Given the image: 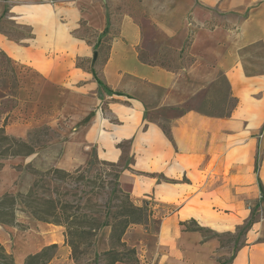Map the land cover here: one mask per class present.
Instances as JSON below:
<instances>
[{
  "label": "crops",
  "instance_id": "1",
  "mask_svg": "<svg viewBox=\"0 0 264 264\" xmlns=\"http://www.w3.org/2000/svg\"><path fill=\"white\" fill-rule=\"evenodd\" d=\"M120 2L117 18L108 10L116 0H0V19L32 34L20 44L0 33V52L22 78L17 108L26 109L11 134L22 138L33 127H56L62 144L53 166L59 170L82 168L90 158L116 165L132 203L153 210L148 224L133 225L122 237L135 250L136 264H264V223L235 246L223 242L235 235V217L223 218L235 222L231 230L217 232L194 217L182 219L189 207L159 213L208 196V176L196 184L189 176L197 180L210 156L224 153L226 128L239 135L241 125L253 131L264 124V0ZM107 43L102 91L94 79L102 53L94 47ZM258 48L260 70L250 72L244 58ZM166 49L173 60L167 65L144 60L164 59ZM82 61L90 67L77 65ZM218 76L226 86L220 99L231 101L227 115L200 109ZM142 85L160 95L147 103ZM252 181L250 167L228 180L254 189ZM191 221L200 227H189ZM25 225L0 227V244L13 264L51 246L64 253L47 264H72L60 225L30 219Z\"/></svg>",
  "mask_w": 264,
  "mask_h": 264
},
{
  "label": "rangeland",
  "instance_id": "2",
  "mask_svg": "<svg viewBox=\"0 0 264 264\" xmlns=\"http://www.w3.org/2000/svg\"><path fill=\"white\" fill-rule=\"evenodd\" d=\"M123 5L120 0H116V5L110 6L108 10L111 14L115 12L114 15L118 18ZM116 16L113 18L116 19ZM0 33L11 40L21 42L20 44L32 38L28 27L14 24L6 18L0 19ZM108 47V43L102 46V60L95 69L96 73H94V79L102 91H105L106 88L101 81L100 66ZM163 51L162 57L164 59L148 60L142 58L150 63L167 65L172 60L171 52L167 49ZM259 57H261L260 48L246 55L244 61L246 60L248 71L260 70ZM82 62H78L77 65L86 69L90 67L89 61ZM21 83L22 78L12 67L10 59L0 52V198L8 194L14 196L17 201L11 211L8 208L9 199L0 200V205L2 204L0 211L3 208L8 211L7 214L0 215V219L6 222H0V227H14L18 230H24L26 228L25 223L29 219L36 220L34 215L39 219L59 223L63 222L66 217L69 220L74 219L78 213L82 212L92 214L94 218L100 221L107 215L106 219L114 223L113 218L124 212L123 207L127 203L125 194L118 191L119 187L115 175L119 169L116 165L110 166L102 160L90 158L88 164L82 168L72 171L59 170L53 166L62 144L56 127L50 125L33 127L26 134L24 133L25 136L22 138L16 134H11V127L13 125L18 127L22 122L20 120L26 113L25 108H17ZM134 87H137V83H134ZM138 89L140 95L146 96L148 99V101L146 100L147 103H151L154 97L160 95L157 90L143 85ZM208 90V98L203 101L200 109L213 115H227L231 108V101L220 99V91L226 90L223 78L218 76ZM162 126L164 129L166 128V125L163 124ZM250 127L249 124L241 125L240 138H238L239 135L235 134L236 130L226 128L224 130V153L220 156H210L208 171L204 174H198L197 180H193L192 176H189L193 184H196L197 181H205L208 176L210 181L209 194L204 196V201L200 202L196 197L192 202L184 205L179 203L160 207V216L176 211L182 206L189 207L190 209L186 208L180 212L182 219L194 217L201 226L217 232L231 230L235 222L223 218L235 217L238 221L235 235L225 236L223 242L227 245L234 242L235 246L243 244L244 238L252 235V231L258 229V224L264 223V124L260 127L257 126L253 131H250ZM15 141L26 143L32 148L33 153L26 155L29 149L18 146ZM217 167L218 171H213V168ZM249 167L253 178L251 184L255 187L254 189L240 187L236 182L229 185L231 182L228 180L233 174H238L239 169H249ZM234 179L242 180L238 177ZM183 181L188 180L183 178ZM34 182H36V195L34 202L28 206L25 196ZM221 185L224 187L223 192L217 193V189ZM243 185L244 183H242ZM199 190V188H194L193 192ZM43 201H52V204H40ZM52 207H55L54 210ZM147 207L152 214L153 210L149 205ZM192 209L194 211H190ZM34 210H40L41 214L34 213ZM200 210L202 212H197ZM151 214L147 224L152 218ZM151 222L152 224L156 223L154 220ZM197 222L191 221L189 227H198ZM60 226L64 229L65 235L64 224ZM67 240L65 237L69 261L72 264H111L110 257L101 256L96 261L95 255L110 249L118 250L121 253L125 252L124 248L113 237L110 226L102 227L91 238L80 239L74 236L69 239V241H73V246H69ZM62 253H64L62 249L54 246L42 256L41 260L50 259L51 261L55 256ZM0 264H12L10 251L8 248H3L1 244Z\"/></svg>",
  "mask_w": 264,
  "mask_h": 264
},
{
  "label": "trees",
  "instance_id": "3",
  "mask_svg": "<svg viewBox=\"0 0 264 264\" xmlns=\"http://www.w3.org/2000/svg\"><path fill=\"white\" fill-rule=\"evenodd\" d=\"M107 31V28L105 29L104 32ZM102 47H100V49L97 48V46L94 47V51L96 52H101ZM16 142V141H15ZM18 144V146H22L25 148H28L29 150L27 151L26 155H30L33 153V150L31 147H29L26 143L22 142V141H17L16 142ZM109 164V163H107ZM110 166H114L113 164H109ZM116 180H118V172H116L115 175ZM118 182V181H117ZM35 187H36V182H34L33 186L30 188V190L28 191V193L26 194L25 198H27V202L26 205L28 204L31 205V203L34 202L35 199ZM118 191L125 194V198L127 203L124 204V212L119 214L118 217H114V223H111L108 219H106L107 215L104 216V219H102L101 221L94 218V216L92 214L86 213V212H82V213H78V215L76 216V218H72L71 220L68 219V217H66L65 219H63L64 221L61 222H53V221H48L47 219H39L34 215V218L37 221H42V222H46V223H53V224H57V225H61L64 224L65 228H66V232H65V237L67 240V243L69 246H73V241L69 239L73 238L74 236L80 238V239H84V238H91L94 237L98 230L101 229L102 227H106V226H110L111 230H112V234L113 237L116 239V241L119 243L120 246H122L124 248V253H121L118 250L115 249H110L108 251H105L103 253L97 254L95 255V260L97 261L99 257L101 256H108L111 259V264H114L116 262H121V263H125V264H136L138 262L137 258H136V252L134 249L131 248H127L124 243L121 241L122 236L124 235V233L126 232V230L131 226V225H144L147 223L148 217L150 216L151 212L148 210L147 206H136L132 203V201L130 200L129 194L127 192H124L123 189L119 186L118 183ZM8 208L9 210H13V206L15 204L16 198L14 196H9L8 194H5L2 196V198H0L1 201L3 200H8ZM40 204L43 205H49L52 204V201H43ZM2 206V204L0 205ZM53 208V207H52ZM55 208V207H54ZM54 208L52 210H54ZM8 211H5V209H1L0 211V215H5L7 214ZM40 213V210L35 211L34 213ZM41 214V213H40ZM48 216H53V215H48ZM1 223H6L3 222L0 219ZM116 222V223H115ZM144 222V223H143ZM54 246L51 247H47L44 248L42 251H40L39 253L35 254V255H30L26 258L25 263L24 264H37L38 261L41 260L42 256L50 249ZM50 261V259H43L40 261L39 264H47ZM12 262V259H11ZM13 264V263H12Z\"/></svg>",
  "mask_w": 264,
  "mask_h": 264
},
{
  "label": "water",
  "instance_id": "4",
  "mask_svg": "<svg viewBox=\"0 0 264 264\" xmlns=\"http://www.w3.org/2000/svg\"><path fill=\"white\" fill-rule=\"evenodd\" d=\"M95 58H96V52H94V56H93V59L95 60Z\"/></svg>",
  "mask_w": 264,
  "mask_h": 264
}]
</instances>
